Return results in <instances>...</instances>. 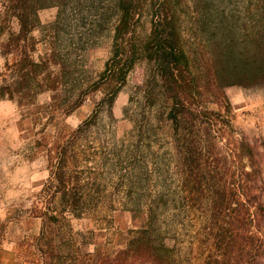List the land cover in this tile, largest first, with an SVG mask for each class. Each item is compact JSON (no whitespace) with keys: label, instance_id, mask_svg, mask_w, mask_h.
I'll return each instance as SVG.
<instances>
[{"label":"rangeland","instance_id":"1","mask_svg":"<svg viewBox=\"0 0 264 264\" xmlns=\"http://www.w3.org/2000/svg\"><path fill=\"white\" fill-rule=\"evenodd\" d=\"M81 1L75 11H65L67 17L54 34L62 56L71 53L70 45H78L72 50L77 61L72 86L66 83L67 76L60 89L35 85L25 91L15 66L20 56L3 54L5 36H0V264H43L37 244L40 237L45 243L41 249L57 254L63 264H101L126 244L140 224L142 207L156 201L159 191L175 193V197L165 194L169 204L183 195L182 169L160 76L146 59L137 61L110 104L114 83L101 79L112 50L113 24L102 15L109 0H94L92 10ZM250 2L201 0L207 5L203 18L197 0H182L178 9L184 39L192 46L196 42L201 53L221 15L224 24L250 27ZM58 11L47 7L37 12V28L31 34L35 62L40 63L45 51L43 26ZM139 19L135 38L142 42L149 32L150 10L141 9ZM199 24H208L205 33L197 29ZM11 28L18 29L16 21ZM24 43L30 48L29 40L20 41ZM59 71V65L52 68L54 75ZM197 72L201 74L200 69ZM91 82L100 86L72 109L77 94ZM224 94L221 107L231 112L233 129L231 140L224 136L219 151L226 150L229 141L236 145L243 138L258 144L264 153V90L230 86ZM63 160L71 169L68 193L65 198L61 192L46 195L43 189L54 190L63 184L52 173L53 166ZM237 160L249 169L246 157ZM66 201L82 203L77 208L80 216L61 212L58 223L48 222L47 206L61 208ZM192 234V230L179 231L182 248Z\"/></svg>","mask_w":264,"mask_h":264},{"label":"trees","instance_id":"2","mask_svg":"<svg viewBox=\"0 0 264 264\" xmlns=\"http://www.w3.org/2000/svg\"><path fill=\"white\" fill-rule=\"evenodd\" d=\"M85 2L92 10L94 0ZM197 2L201 4V0ZM81 3L4 0L0 10V36H5L1 50L3 54L20 56L15 66L26 84L25 91H32L35 85L50 91L60 89L67 76L66 83H76L72 68L77 61L72 50L78 45H70L71 53L62 56L56 50L54 34L67 17L65 11H75ZM250 3L252 25L247 28L243 24H224L221 15L201 53L199 47L195 48L196 42L192 46L184 39L178 9L182 0H109L105 6L102 15L113 24L111 55L101 73L103 82L114 83L108 101L113 102L137 61L146 59L154 65L169 102L167 119L172 124L177 163L182 169L183 195L169 204L165 194L175 197V193L159 191L156 201L142 207L140 224L131 231L126 244L101 264H264L263 150L241 138L236 145L229 141L226 150L219 151L223 149L219 145L224 136L231 140L233 129L232 114L221 105L226 99L224 89L241 86L264 90V0ZM205 6L199 8L203 18ZM47 7H57L59 11L53 21L43 26L47 39L38 63L32 56L31 34L37 28V12ZM144 7L150 10V28L141 42L135 38V30ZM13 21L18 24L17 30L11 28ZM207 25L199 24L197 29L205 33ZM28 40L30 48L20 44ZM56 65L60 71L54 75L52 68ZM40 80L42 83H37ZM98 83L91 82L81 90L72 109L98 89ZM239 156L246 157L249 169L237 160ZM70 172L64 160L53 166L55 180L63 184L54 190L43 189L46 195L61 192L65 198ZM80 205L66 201L61 208L47 206V220L58 223L61 212L79 217ZM180 230L193 231L185 249L179 245ZM37 244L43 253V264H63L57 254L41 249L45 246L41 237Z\"/></svg>","mask_w":264,"mask_h":264}]
</instances>
